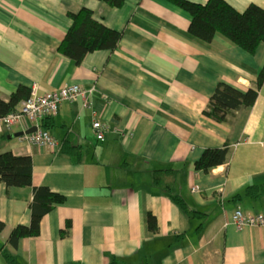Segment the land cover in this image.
Returning <instances> with one entry per match:
<instances>
[{"label": "crops", "instance_id": "1", "mask_svg": "<svg viewBox=\"0 0 264 264\" xmlns=\"http://www.w3.org/2000/svg\"><path fill=\"white\" fill-rule=\"evenodd\" d=\"M225 1L238 11L264 9V0ZM83 7L120 39L112 51L89 52L75 64L58 46L71 25L67 14ZM190 19L166 0H125L120 8L100 0H0L1 99L18 87L92 89L90 107L81 99L60 104L47 128L54 151L13 136L31 127L27 118L0 125V153L32 162L31 186L0 182V264L4 249L22 264H264V225L237 230L231 223L236 208L264 216V195L233 199L264 181V80L254 103L224 121L202 114L218 83L255 86L264 44L248 53L218 33L205 42L188 32ZM94 118L109 125L104 140L93 134ZM64 138L82 148L78 159L60 151ZM223 146L225 163L194 168L205 149ZM162 169L174 174L155 185L152 175ZM39 186L64 201L42 216L37 236L11 247L8 235L29 224Z\"/></svg>", "mask_w": 264, "mask_h": 264}, {"label": "trees", "instance_id": "2", "mask_svg": "<svg viewBox=\"0 0 264 264\" xmlns=\"http://www.w3.org/2000/svg\"><path fill=\"white\" fill-rule=\"evenodd\" d=\"M100 1L111 7L120 8L125 0ZM166 1L190 15L188 32L200 40L209 42L218 33L248 53H253L260 43L264 44V9L256 4H250L244 10L238 11L225 0H207L203 4L188 0ZM67 16L71 20V25L59 44L58 51L70 58L75 64H79L89 52L96 50L112 51L116 47L120 39V32L108 28L102 21L95 19L91 9L83 7L78 12L68 13ZM263 80L264 65L253 88L240 91L224 83H218L209 97L208 107L202 114L221 122L226 119L228 112L251 106ZM29 93V89L18 87L15 92L10 94L8 100L0 98V117L16 110L20 102L27 98ZM54 117L48 116L41 120V127L47 132V128L53 125ZM60 151L76 159L82 155V148L70 145L65 138L60 144ZM227 157V146L207 148L194 162V168L208 172L211 168L225 163ZM173 174L174 171L171 169L156 170L152 175V180L155 185H160ZM31 178L32 162L29 156L14 155L10 151L0 153V182L7 187H27L32 185ZM165 194L179 207L186 209L183 199L173 191L171 192L169 187L165 188ZM263 195L264 181L259 185H248L242 194L234 195L233 199L240 200L244 196L255 199ZM63 201L64 197L59 193L52 192L43 186L33 187L30 222L27 225L18 224L11 229L7 238L8 245L15 246L20 238L37 236L40 233L42 216L55 204ZM192 214L197 215L198 212L192 211ZM147 226L152 231L156 228V219L150 213L147 215ZM2 228L3 224L0 223V231ZM1 256L5 264H22L8 249L2 250Z\"/></svg>", "mask_w": 264, "mask_h": 264}, {"label": "built area", "instance_id": "3", "mask_svg": "<svg viewBox=\"0 0 264 264\" xmlns=\"http://www.w3.org/2000/svg\"><path fill=\"white\" fill-rule=\"evenodd\" d=\"M91 91L92 89L85 90L78 84H64L56 91L37 94L33 87L28 97L22 100L19 108L0 118V125L10 128L12 125L21 122L22 119L27 118L31 126H36V129L31 133L19 136L20 139L22 138L31 145L45 146L54 151L58 147L57 141L40 126L41 119L47 116H56L59 106L63 102H73L76 99H81L85 107H90L87 96ZM108 129V124L102 123L97 118L93 119L92 130L97 140H104V134ZM192 190H198V186L194 185ZM231 223L237 230H243L249 226H263L264 216L258 213L243 212L240 208H236L231 214Z\"/></svg>", "mask_w": 264, "mask_h": 264}, {"label": "water", "instance_id": "4", "mask_svg": "<svg viewBox=\"0 0 264 264\" xmlns=\"http://www.w3.org/2000/svg\"><path fill=\"white\" fill-rule=\"evenodd\" d=\"M35 129H36V126L33 125L30 128H28L27 130H25L24 132L21 131V132L14 133L13 136L18 137V136H21L23 134H28V133L35 131Z\"/></svg>", "mask_w": 264, "mask_h": 264}, {"label": "rangeland", "instance_id": "5", "mask_svg": "<svg viewBox=\"0 0 264 264\" xmlns=\"http://www.w3.org/2000/svg\"><path fill=\"white\" fill-rule=\"evenodd\" d=\"M21 102H22V101H21ZM21 102H20V105H21ZM19 107H20V106H19ZM19 107H18V108H19ZM9 113H10V112H9ZM9 113H8V114H9ZM6 115H7V114H6ZM6 115H5V116H6ZM3 117H4V116H3ZM47 117H48V116H47ZM0 118H2V117H0ZM42 119H43V118H42ZM42 119H41V120H42ZM40 126H41V121H40ZM253 213H255V212H253Z\"/></svg>", "mask_w": 264, "mask_h": 264}]
</instances>
